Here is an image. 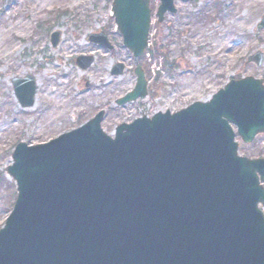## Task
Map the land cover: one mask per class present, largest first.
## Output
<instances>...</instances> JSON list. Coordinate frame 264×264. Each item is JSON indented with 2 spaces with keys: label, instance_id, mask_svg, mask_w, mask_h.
<instances>
[{
  "label": "water",
  "instance_id": "95a60500",
  "mask_svg": "<svg viewBox=\"0 0 264 264\" xmlns=\"http://www.w3.org/2000/svg\"><path fill=\"white\" fill-rule=\"evenodd\" d=\"M150 1L112 5L136 61L148 47ZM160 1L162 22L176 8L175 0ZM60 42L54 32L53 48ZM248 62L260 68L264 54ZM94 63L76 61L82 70ZM115 68L124 73V65ZM135 75L118 105L146 98L141 67ZM12 84L20 107L33 108L35 79ZM103 117L48 143L15 147L6 174L17 199L0 230V264H264V159L239 156L236 142L264 134V80H233L209 102L143 116L114 138L102 130Z\"/></svg>",
  "mask_w": 264,
  "mask_h": 264
},
{
  "label": "rangeland",
  "instance_id": "374dc122",
  "mask_svg": "<svg viewBox=\"0 0 264 264\" xmlns=\"http://www.w3.org/2000/svg\"><path fill=\"white\" fill-rule=\"evenodd\" d=\"M113 0H0V229L13 210L15 182L7 174L19 143H47L64 131L79 127L99 108H110L136 85L131 61L123 79L111 80L110 60H101L92 73L76 66V58L89 52L86 36L112 22ZM153 8L158 7L154 0ZM178 15L163 32L155 59L144 62L151 83V99L142 108L152 116L178 112L195 102L212 99L231 80L264 79V65L248 59L264 53V0H196L176 3ZM91 25V26H88ZM62 33V44L53 49L50 35ZM165 37H167L165 39ZM159 57V58H158ZM32 76L38 85L36 105L22 109L12 80ZM94 81L86 90L82 82ZM118 85V87H116ZM125 112L139 114L136 105ZM147 114V115H148ZM120 119L104 128L112 134ZM239 153L264 158V137L252 144L237 138Z\"/></svg>",
  "mask_w": 264,
  "mask_h": 264
},
{
  "label": "flooded vegetation",
  "instance_id": "af4514ba",
  "mask_svg": "<svg viewBox=\"0 0 264 264\" xmlns=\"http://www.w3.org/2000/svg\"><path fill=\"white\" fill-rule=\"evenodd\" d=\"M154 0H151L150 2V8H151V26H150V34H149V57L151 55L154 56V58H157L156 53H158L160 46L158 45V41L162 39L163 36V32H158L157 28H163L164 26H169L171 25V19L176 17L179 13L178 8L176 7V13H167L164 16V20L162 22H159V18L157 16V12L160 6V1L159 0H155L158 3V7L156 9L153 8L152 4H153ZM181 0H176L175 4ZM196 1V0H194ZM193 1V2H194ZM91 26V25H88ZM157 26V28H155ZM90 29V31L88 32L87 36H86V40H87V44H88V48H89V52L87 54H85L86 56L89 57H93L94 58V65L88 69L87 71H83L84 73H92L93 70L97 67V65L100 63L101 60H110L111 64L110 67L107 68V72L108 75L110 77L111 80H115V79H123L124 74L121 76L118 75H114V72L117 70V68H115L117 65L122 64V65H126V67L128 68L129 66H127L126 62H132L133 64L136 65V67L141 66L140 62H142L144 64V62L146 60H140L139 62H137L134 59V56L125 49L124 47V37L123 35L118 31V28L115 24V22L112 20V22H110L109 24L107 23L106 26H101L99 29L94 30L92 28H87ZM103 35V40L106 39V43L109 44V46L105 47L100 45L99 43H94V41H98L101 38H97V37H101ZM167 37H165L166 39ZM62 44V43H61ZM152 57V56H151ZM142 68L145 71L146 77L148 78V73H147V69L144 66H142ZM149 81V79H148ZM81 85L83 86L84 89L86 90H92L94 88V81L91 83L89 82V80H86L85 82H82ZM151 83L149 81V85H148V98L147 100L151 99L152 94H151ZM118 87V85L116 86ZM124 97V96H123ZM123 97H116L112 103L110 108L108 107H104V108H99V110H97V112L95 113V115H93L92 117H90L86 122L92 120L96 115H98L100 112H104V120L102 123V127L106 128L108 126H110L112 123L119 121L120 119H122L123 121L121 123H118L115 128H117L119 125L121 124H129L131 122H133L134 120L138 119L140 116H142L143 114H148L146 113L148 110H144L141 106L142 103L144 102H136L134 104H130V105H136L139 109V114L137 115L136 112V116L135 113H131V112H125V109L127 108V106H117V101L120 100ZM145 100V101H147ZM149 115V114H148ZM264 137V135L259 136L258 138H262ZM257 138V139H258Z\"/></svg>",
  "mask_w": 264,
  "mask_h": 264
}]
</instances>
